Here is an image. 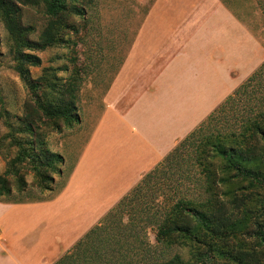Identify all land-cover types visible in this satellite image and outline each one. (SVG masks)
<instances>
[{
    "label": "crops",
    "instance_id": "obj_1",
    "mask_svg": "<svg viewBox=\"0 0 264 264\" xmlns=\"http://www.w3.org/2000/svg\"><path fill=\"white\" fill-rule=\"evenodd\" d=\"M263 57L222 0H155L66 185L0 200V264H54L235 90L236 66L254 72Z\"/></svg>",
    "mask_w": 264,
    "mask_h": 264
},
{
    "label": "trees",
    "instance_id": "obj_2",
    "mask_svg": "<svg viewBox=\"0 0 264 264\" xmlns=\"http://www.w3.org/2000/svg\"><path fill=\"white\" fill-rule=\"evenodd\" d=\"M28 1L45 5L48 20L37 40L29 38L30 27L19 26L13 15L7 17L10 35L28 50L63 43L65 30L75 31L67 20L84 15L83 5L91 2ZM256 4L264 17V0ZM15 60L20 79L36 95L40 86L29 67L40 66V57L18 51ZM54 87L58 98L40 104L41 118L22 119L33 141L15 140L19 151L0 176V200L24 202L3 198L12 195L10 176L22 179L17 165L28 162L42 189L53 184L56 174L62 175V157L45 148V136L36 134L35 125L59 130L60 120L65 126L76 121L80 77L76 74L66 85ZM177 177L192 182L196 192L159 207L160 192L174 189ZM137 227L155 230L157 246L188 253L187 258L174 253L156 264H264V62L54 264H111L116 260L109 253L110 241L119 234L111 232ZM127 250L123 248L120 263L129 262Z\"/></svg>",
    "mask_w": 264,
    "mask_h": 264
},
{
    "label": "rangeland",
    "instance_id": "obj_3",
    "mask_svg": "<svg viewBox=\"0 0 264 264\" xmlns=\"http://www.w3.org/2000/svg\"><path fill=\"white\" fill-rule=\"evenodd\" d=\"M154 1L91 0L90 4L83 5L84 15L71 16L67 20L75 31L66 29L63 43L45 50H28L20 47L10 35L7 17L13 15L19 26L30 27L33 31L29 38L37 40L48 20L44 13V3L40 1V5H33L28 0H0V176L4 175L9 163L19 151L15 140H32L27 127L21 124L22 119L27 116L41 118L40 104L46 99L52 103L58 98L54 85H66L76 74L80 77V87L76 92V121L71 126H65L60 120L59 130L39 123L35 125L36 134L45 136V148L62 157L59 163L62 175L56 174L53 184L47 189H42L37 185L34 171L28 162L17 165L22 185L15 177L10 176L12 195L3 198L19 201L50 199L66 185L99 120L103 110V97ZM222 1L264 46V17L256 0ZM8 8L12 9V13H6ZM18 51L35 54L41 59L40 66L29 67L32 80L40 86L36 95L26 87L16 70L15 58ZM263 62L264 57L261 64ZM236 69L238 71L233 70L231 74L237 77L239 72L238 79H235L239 80V84L235 86L233 79L229 81L233 84L229 85V88L235 86L236 89L253 72H242L239 66H236ZM180 178H176L177 185L174 189L171 186L164 187L160 192V198L157 200L159 207L169 206L175 199L196 192L192 182ZM156 207L154 206V209ZM154 231L151 227L144 230L137 227L131 231L111 232L119 233L110 241L111 259L117 261H111V264H123L118 259L124 247L129 251V262L125 264H156L159 263L156 262L157 259L168 258L177 252L185 258L188 257L187 251H168L157 246ZM106 264H109V261H106Z\"/></svg>",
    "mask_w": 264,
    "mask_h": 264
}]
</instances>
